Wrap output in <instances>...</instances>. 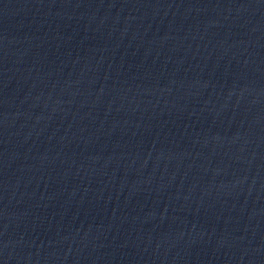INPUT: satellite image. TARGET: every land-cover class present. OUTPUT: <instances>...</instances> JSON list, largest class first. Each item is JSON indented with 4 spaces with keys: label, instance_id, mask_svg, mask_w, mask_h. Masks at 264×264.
<instances>
[{
    "label": "water",
    "instance_id": "95a60500",
    "mask_svg": "<svg viewBox=\"0 0 264 264\" xmlns=\"http://www.w3.org/2000/svg\"><path fill=\"white\" fill-rule=\"evenodd\" d=\"M0 264H264V0H0Z\"/></svg>",
    "mask_w": 264,
    "mask_h": 264
}]
</instances>
